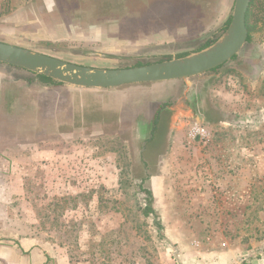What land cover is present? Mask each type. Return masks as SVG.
<instances>
[{"label": "rangeland", "instance_id": "rangeland-1", "mask_svg": "<svg viewBox=\"0 0 264 264\" xmlns=\"http://www.w3.org/2000/svg\"><path fill=\"white\" fill-rule=\"evenodd\" d=\"M234 2L0 0V41L86 66L134 67L194 50L229 24ZM259 18L240 59L209 75L208 138L189 137L197 119L180 110L152 140L137 131L151 102L169 97V81L25 89L22 76L1 69L0 145L40 153L25 168L23 195L4 208L0 243L36 238L48 264L264 263V12ZM6 87L22 101L5 98ZM4 256L0 264H17L16 253Z\"/></svg>", "mask_w": 264, "mask_h": 264}, {"label": "water", "instance_id": "water-1", "mask_svg": "<svg viewBox=\"0 0 264 264\" xmlns=\"http://www.w3.org/2000/svg\"><path fill=\"white\" fill-rule=\"evenodd\" d=\"M252 0H235L230 22L210 45L181 57L123 68L93 67L70 62L27 47L0 41V63L43 75L64 86L111 89L128 84L189 79L211 71L240 54L247 43V14ZM86 54L109 57L100 52Z\"/></svg>", "mask_w": 264, "mask_h": 264}, {"label": "flooded vegetation", "instance_id": "flooded-vegetation-1", "mask_svg": "<svg viewBox=\"0 0 264 264\" xmlns=\"http://www.w3.org/2000/svg\"><path fill=\"white\" fill-rule=\"evenodd\" d=\"M227 25L228 24H226V21L222 22V24L218 28H215L214 30H211L208 34L203 35L199 40H195L194 50H190L187 53H180L177 51L173 52L171 56H169V59L173 57L184 56L192 51H196L210 45L223 33ZM240 57H241V52L239 55L234 56L231 60H229L227 63L223 65L237 61L240 59ZM219 67L211 71H208L206 73H203L199 76L190 78L189 82L191 85H189L186 81L181 79L169 81L168 82L169 84H167L166 87V91L168 92V94H170L169 97L166 95L160 101L157 100L156 102H151V105L149 106L150 111L148 112V117L150 120L146 124H144L145 122H141V123L139 122V124H137V131L140 132V134H144V135L149 134L150 135L149 139L152 140V138L155 135V131L157 130V125L159 124V122L164 117H167L168 114L173 113L176 110H180L181 112L186 111L193 118L197 119V121H200L202 123L206 122L208 120L209 108L207 107V104L203 101L202 94L203 91H205V87L208 85L210 78L209 75L213 71L217 70ZM1 69L5 71H9V70L12 71L13 76L14 75L22 76L19 78H23L26 80L25 82L27 88L25 87V89H28L36 85L54 86L50 82L48 83L43 82L38 75L23 68L0 63V70ZM20 72L22 74H20ZM14 92L15 90H13V88L6 87L4 90L5 98L10 99L11 96L15 94V96H17L15 98L18 99L16 101L21 102L23 98L22 95H20L19 97V94H16Z\"/></svg>", "mask_w": 264, "mask_h": 264}, {"label": "crops", "instance_id": "crops-1", "mask_svg": "<svg viewBox=\"0 0 264 264\" xmlns=\"http://www.w3.org/2000/svg\"><path fill=\"white\" fill-rule=\"evenodd\" d=\"M7 147L0 145V233L4 231L2 222H5V220L1 217L5 211L4 208H7L6 206L14 203L20 198V195H23L25 168L32 163L30 160L32 156L40 153L39 148L36 147L35 149V145L16 144ZM35 150H38V152L35 153ZM11 237L13 238L1 241L10 244L0 243V255L2 257H6L4 256L6 252H12L18 255L13 261L17 264H48V257L37 246L39 242L36 238L19 237L15 234ZM253 264L264 263L256 260Z\"/></svg>", "mask_w": 264, "mask_h": 264}, {"label": "trees", "instance_id": "trees-1", "mask_svg": "<svg viewBox=\"0 0 264 264\" xmlns=\"http://www.w3.org/2000/svg\"><path fill=\"white\" fill-rule=\"evenodd\" d=\"M264 12V2L261 0H252V3L250 5V8L248 10V14H247V26H248V30H249V35H248V39H247V43H246V47L254 42V35L253 33L255 32V28L257 26V21L260 19L259 17L262 15V13ZM1 64H5V63H1ZM39 78H41V80L45 83H52L54 86L55 85H63L61 83H58L54 80H52L49 77L43 76V75H39ZM152 199L153 197L150 195L148 197L147 200V206L145 209V215H150L153 213V208L151 206L152 203Z\"/></svg>", "mask_w": 264, "mask_h": 264}, {"label": "built area", "instance_id": "built-area-1", "mask_svg": "<svg viewBox=\"0 0 264 264\" xmlns=\"http://www.w3.org/2000/svg\"><path fill=\"white\" fill-rule=\"evenodd\" d=\"M209 135L210 132L208 128L199 121L195 122L189 131V137H191L192 139H195L197 137L208 138Z\"/></svg>", "mask_w": 264, "mask_h": 264}]
</instances>
